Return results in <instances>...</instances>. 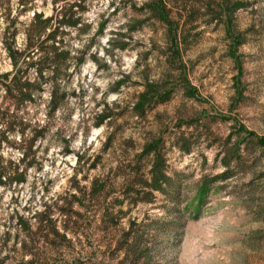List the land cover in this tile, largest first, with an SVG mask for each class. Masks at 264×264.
<instances>
[{"label": "rangeland", "instance_id": "rangeland-1", "mask_svg": "<svg viewBox=\"0 0 264 264\" xmlns=\"http://www.w3.org/2000/svg\"><path fill=\"white\" fill-rule=\"evenodd\" d=\"M74 1L36 0L18 16L14 46L23 48L34 12L49 18ZM162 2L169 27L147 9L151 0H81L80 26L57 39L73 59L51 114L47 69L32 102L7 98L15 78L37 76L23 61L11 65L5 18L21 8L0 1V166L11 164L4 178H23L0 188V260L264 264V149L255 143L264 139V0H225L241 4L229 30L221 0ZM147 85L154 101L136 112ZM101 115L108 118L98 123ZM14 121L22 129L7 130ZM32 139L35 164L25 168L22 148ZM157 140L170 179L162 192L142 187L153 155L140 154ZM95 182L104 188L96 198ZM64 199L74 229L57 212ZM44 206L66 241L41 238L47 231L40 235L33 218ZM15 216L39 238L28 240Z\"/></svg>", "mask_w": 264, "mask_h": 264}, {"label": "trees", "instance_id": "trees-1", "mask_svg": "<svg viewBox=\"0 0 264 264\" xmlns=\"http://www.w3.org/2000/svg\"><path fill=\"white\" fill-rule=\"evenodd\" d=\"M2 1V0H0ZM36 0H18L19 8H21L18 12V15L12 19L9 18V15H6L5 23L6 28L4 29L3 37L4 40L3 46L7 53L9 60L11 61V65L16 67L19 61H23L28 68L34 69L36 72V80L31 82L26 76L21 78H15L12 82L11 87L5 86V93L7 94V98L12 100L16 106H20L25 102H32L34 93L40 92L41 83L44 81L43 71L47 69V71L51 74V83L53 85L52 92L50 95V111L51 114L58 107V104L61 103L65 94H58V86L57 82L61 77H65L67 70L72 62L71 52L69 50H61L58 47L57 39L63 34L62 28H77L80 26L81 19L80 14L83 12V8H81V0H75L72 4L68 5L67 8L61 10L60 14L51 16L49 18H44L41 13H33V16L28 25L25 26L21 33L23 34V48L17 49L14 46V38L20 33V30L16 29V23L18 21V16L26 10H30L33 8V3ZM59 0H53L54 4H57ZM221 12L223 14H228L225 23L229 21V15L238 10L241 7L239 3H226L225 0H221ZM147 9L156 16L159 22L166 24L168 27L170 26L167 10L162 2V0H151V3L146 6ZM224 7V8H223ZM77 8V12H74V9ZM226 17V16H225ZM230 23H227L226 29L229 30ZM60 29L62 31H60ZM47 31H49L48 34ZM47 43H50V46H46ZM240 44V42H239ZM82 62V58H77L76 63L80 64ZM62 73V74H61ZM4 80H8V75L3 76ZM157 91L151 85H147L145 92H143L139 96V100L135 105V111L142 113L144 108L151 102L154 101ZM158 99V98H156ZM108 117L106 115H101L99 117L98 123H102ZM7 130H13L15 126H20L22 124H16V122H6ZM22 131V130H21ZM23 134V132H21ZM35 139L26 143L22 148V163L25 168H29L33 166L35 163L33 160L28 161V157H30V151L32 148V144ZM256 146L260 149H264V139L256 138L255 140ZM22 146V145H21ZM161 142L159 140L153 141L152 143L146 145L140 157L153 155V161L151 163L150 169V181L143 182L142 187L145 189H149L151 191L162 192L163 186L166 183H170V179L166 177L165 167L163 157L161 155ZM66 153H69L66 150ZM27 161V163H26ZM78 163H82V157L77 158ZM11 169V164L6 166H0V188L6 185H10L13 183H20L23 181L22 174L17 175L16 177H5L7 171ZM103 186H100L95 182L93 184L92 197H99L103 192ZM134 193V192H133ZM76 194L72 195V199H76ZM77 202H79L76 199ZM62 203V207L57 209V212L61 218H63L66 224H71L74 229V222H70L71 214L69 212L70 203L67 202V199L59 200ZM53 213L50 211L49 207L44 206V211L38 214H34L35 221L38 224V233L41 235L42 231H47L44 236H41L42 239L45 240V244L48 246L56 245V243H60V241H66V235L63 233L62 235L57 232L55 225L52 221ZM15 223L19 229L26 235L28 240H34V238H39L38 234H32L28 232V222L24 220L23 217L15 216ZM72 229V228H71ZM51 237L52 242L47 240ZM124 248L121 244L116 247V251H122ZM7 259L0 260V264H9L6 263ZM12 264H41L40 261L36 258L30 261L20 260L18 262Z\"/></svg>", "mask_w": 264, "mask_h": 264}]
</instances>
